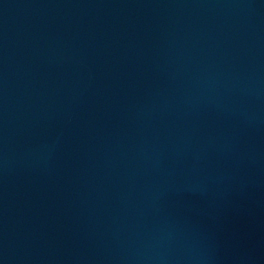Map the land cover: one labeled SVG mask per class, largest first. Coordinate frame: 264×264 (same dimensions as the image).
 <instances>
[{
    "label": "water",
    "instance_id": "1",
    "mask_svg": "<svg viewBox=\"0 0 264 264\" xmlns=\"http://www.w3.org/2000/svg\"><path fill=\"white\" fill-rule=\"evenodd\" d=\"M0 264H264V0H0Z\"/></svg>",
    "mask_w": 264,
    "mask_h": 264
}]
</instances>
